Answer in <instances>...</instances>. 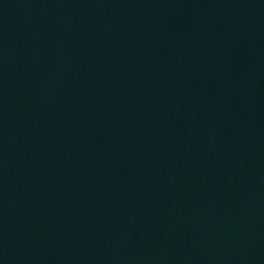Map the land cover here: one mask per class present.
<instances>
[{
	"label": "water",
	"instance_id": "obj_1",
	"mask_svg": "<svg viewBox=\"0 0 264 264\" xmlns=\"http://www.w3.org/2000/svg\"><path fill=\"white\" fill-rule=\"evenodd\" d=\"M0 264H264V0H0Z\"/></svg>",
	"mask_w": 264,
	"mask_h": 264
}]
</instances>
